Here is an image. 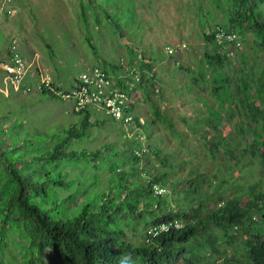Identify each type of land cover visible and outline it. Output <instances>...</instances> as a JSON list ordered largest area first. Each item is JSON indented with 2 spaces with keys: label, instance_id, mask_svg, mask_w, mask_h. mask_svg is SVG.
Returning <instances> with one entry per match:
<instances>
[{
  "label": "rangeland",
  "instance_id": "1",
  "mask_svg": "<svg viewBox=\"0 0 264 264\" xmlns=\"http://www.w3.org/2000/svg\"><path fill=\"white\" fill-rule=\"evenodd\" d=\"M259 4L264 18V2ZM83 6L87 11L85 16ZM231 6L230 0H0V125L7 127L5 138L12 143L7 147L2 144L0 150L14 157L16 168L24 164L23 172L27 175L40 174L37 169L42 164L50 167L49 175L62 178L67 184L59 189L51 186L50 198L68 196V206L76 212L88 200L95 203L107 190L112 166H124L122 155L131 156L132 151L141 150L143 145L147 150L141 167L151 161L152 173L157 169L170 170L169 165L160 163L155 146L176 165L170 170L169 180H181V184L175 189L168 187L170 198L176 197L177 191L194 179L201 183L204 196L196 200L197 204L204 200L208 207L214 208L217 201L212 198L215 197L213 192L222 193L226 199L241 195L245 203L250 184L258 180L259 187H264L259 157L247 154L245 161L250 160L256 168L240 161L241 171L234 172L237 179L232 178L228 167L222 163V152L217 151L218 154L212 156L200 137L206 131L207 136L215 140L225 139L229 148L236 145L241 148L261 135L260 123L252 118V113L247 116L245 112L248 103L259 104L258 94L256 90H246L243 83L237 84L241 81V71L249 69L243 55H247L246 61L256 70L264 68L259 62L261 50L253 42V34L243 32L242 53L230 57L232 68L210 67L204 55L214 46V42L206 40L204 32L210 33L218 24L228 27ZM7 10L11 12L8 14ZM238 30L242 32L241 28ZM13 37L19 39L32 71H42L63 88L72 87L75 78L87 66L97 65L112 73L114 65L130 64L135 58L140 62L141 52L148 61L156 58L150 71V75L156 77V84L150 85L144 73L143 87L138 85L135 91L141 103L135 105L134 113L144 119V127L136 122L124 125L105 110L90 107V119L98 124L89 126L85 135L68 140L64 150L78 153L100 150L101 154L94 157L98 162L83 153L63 156L56 161L32 160L52 149L70 127L80 125L87 113L75 112L70 100L49 93L15 90L12 83L5 80L1 65L7 59V43ZM178 42H182V50L176 47ZM170 45L174 52L169 54L166 48ZM139 62L135 63L136 67L148 73L149 69L139 66ZM217 69V72L212 71ZM219 69L222 72L217 75L220 85H216L221 88L215 93L210 87L203 89L207 75L217 74ZM200 73L207 76L206 79ZM227 75L234 77V81H224ZM134 136H139L143 145L134 142ZM210 147L215 150L214 146ZM216 185L219 186L214 190ZM198 194L192 191V198ZM183 202L187 204L189 200ZM253 219L255 226L262 225L258 217ZM142 229L141 226L140 231ZM142 231L138 234L131 231L128 237L142 242ZM215 236L220 249L230 256L246 235L238 229L234 246H230L224 242L222 231L212 226L200 230L199 240L205 243ZM197 250L204 252L202 245ZM12 253L18 260L23 259L19 251L12 249ZM207 253L211 257V251ZM212 256L218 260L214 253Z\"/></svg>",
  "mask_w": 264,
  "mask_h": 264
},
{
  "label": "trees",
  "instance_id": "2",
  "mask_svg": "<svg viewBox=\"0 0 264 264\" xmlns=\"http://www.w3.org/2000/svg\"><path fill=\"white\" fill-rule=\"evenodd\" d=\"M230 1L232 10L229 26L223 27L218 24L219 26L213 28L210 33L204 32L206 40L214 42L212 50L204 53L208 66L223 68L225 65L232 68L228 52H235L234 56L242 53L240 50L243 47V32L253 34V42L261 50L259 62L264 64V18L259 9V3L264 0ZM7 13L9 14V10ZM82 13L84 16L87 13L84 6ZM238 28H241L242 32H238ZM220 29L225 32L224 40L221 42L216 36ZM232 34H236L237 37L226 39L227 35ZM16 42L19 46V39L13 37L7 43V56ZM19 48L25 57L20 46ZM246 56L243 55V60L249 69L241 71V81L237 84L243 83L246 90L249 92L256 90L258 94L259 104L248 103L245 112L247 116H251L252 113V118L260 123L261 135L252 144L248 143L241 148H238L239 145L229 148L225 139L215 140L208 137L206 131L200 136L212 156L222 152L224 155L222 163L228 167V173L235 179L237 177L234 176V172L241 171L238 167L240 161L246 162L247 165L252 164L250 160L245 161L246 155L250 153L252 157H259L264 174V68L259 70L258 67L256 70L254 65L248 64ZM146 58L142 52L141 63L138 60L139 66L151 69L157 59L152 58L150 62H146ZM120 69L119 65L113 66L114 72ZM212 71L217 72L218 69ZM219 74H222L220 69L217 74L207 75L208 77L200 73L204 79L207 77L203 89L210 87L214 93L220 89L217 77ZM147 79L152 86L157 82L156 77L149 74ZM224 81L233 82L234 77L227 75ZM240 90L241 87L238 91ZM239 94L241 95V92ZM252 107H255L256 111ZM85 112L87 114L83 116L80 125L70 127L65 137L57 141L52 149L34 156L32 160L36 159L40 163L50 159L56 161L63 156H79L83 153L90 154L92 160L98 162V158L94 157H98V153L101 154L100 150L90 153L85 150L80 153L75 150H64L68 140L85 135L89 126L98 124L97 121L90 119L89 111ZM165 121L174 127L169 119L166 118ZM137 124L143 126L139 121ZM6 130L7 127L0 125V146L3 144L7 147L12 144L5 138ZM132 139L140 144L137 136ZM182 142L183 139L180 143ZM210 145L214 146L215 150H212ZM153 148L160 163L169 165L170 170H173L176 165L169 159L170 156L162 155V150L158 146ZM122 159L123 167L112 166L107 190L103 191L95 203L88 200L76 212L69 208L68 196L50 198L48 191L51 186L59 189L67 185L62 178L49 175L50 167L42 164L37 169L40 174L27 175L23 172L26 170L24 164L16 168L14 157L8 151L0 150V264H49L48 258L52 264H178L181 261V264H264V187L260 188L258 181L249 185L248 199L245 203L242 202L241 195L226 199L222 193L213 192L212 196L215 197L212 198L217 204L210 208L204 200L200 204L195 201L201 194L192 198V191L199 193L202 188L201 183L196 180L187 182L182 191H177L176 197L170 198V194L157 195L153 189L155 183L170 184V187L175 189L181 184V180H169L170 170L166 169H157L152 173L150 168L154 167V164L151 161L141 167L140 164H144L145 158L138 155L135 150L131 156L123 154ZM218 186L216 185L214 190ZM185 199H188L189 203L185 204L183 202ZM173 202L177 204L172 205ZM173 217H182L184 227L163 233L150 242L146 240L145 229L148 225ZM253 217H258L262 225L255 226L256 221ZM141 226L144 233L143 241L136 242L130 239L128 237L130 232L138 234L141 232ZM212 226L222 231L224 242L230 246L232 244L234 246L238 229H242L246 236L233 248V254L227 256V251L221 250L218 246L217 236L205 243L199 240L200 230H208ZM200 245L204 249L202 253L197 250ZM10 246L21 253L22 260L15 258ZM207 251H211V257ZM213 253L218 260L214 259Z\"/></svg>",
  "mask_w": 264,
  "mask_h": 264
},
{
  "label": "built area",
  "instance_id": "3",
  "mask_svg": "<svg viewBox=\"0 0 264 264\" xmlns=\"http://www.w3.org/2000/svg\"><path fill=\"white\" fill-rule=\"evenodd\" d=\"M11 12V10H9ZM222 31V32H221ZM224 30L220 29L216 36L223 41ZM236 34L227 35L226 39H235ZM172 51V49H169ZM35 60V58L33 59ZM2 69L6 81H10L15 90L23 92H31L35 89L39 91H49L61 98L74 101L75 110L80 111L89 106L103 109L105 112L126 123L134 119L131 112V98L124 85L118 81L129 75V72L115 75L98 66L88 67L80 73L75 85L71 89H62L55 85L47 74L40 72V79L37 84H33L29 80V75L32 64L21 53L20 48L16 43L12 46L11 53L8 58L2 62ZM130 83V87H132ZM157 187V186H156ZM183 223L179 219H172L160 224L151 226L148 229V234L156 236L163 231H168L171 228H180Z\"/></svg>",
  "mask_w": 264,
  "mask_h": 264
},
{
  "label": "clouds",
  "instance_id": "4",
  "mask_svg": "<svg viewBox=\"0 0 264 264\" xmlns=\"http://www.w3.org/2000/svg\"><path fill=\"white\" fill-rule=\"evenodd\" d=\"M215 30V29H214ZM211 31H212V29H211ZM177 44H179V45H177L176 47H178V48H180L181 49V44H182V42H178ZM230 47H228V49H229ZM169 49H172V51H170ZM183 49H186V48H183ZM166 50H167V52L170 54V53H173L174 52V49L172 48V46L170 45V46H167V48H166ZM182 50V49H181ZM141 54H142V52H141ZM235 54V52H233V51H230V52H228V55L230 56V57H232V55H234ZM235 57V56H234ZM7 58H8V56H7ZM25 58L29 61V59L25 56ZM138 60L137 59H135V60H133L130 64H120L119 66H121V69L120 70H118V72H112V74H115V75H119V74H121V73H126V72H129V75H127L126 76V78H124V82L122 81V80H119L118 82L121 84V85H124V83H125V81H128V84H126L125 85V87H126V89H127V91H128V94H129V96H130V98H131V108H130V110H131V112L133 113V116H134V119L131 121V122H129V123H126V122H124V121H122V120H118V119H116V118H114L115 120H117V121H119V122H121L122 124H124V125H129V124H131V123H133V122H136L135 124L136 125H138V126H140V127H144V126H142V125H140V124H137L138 123V121L140 122V123H142V124H145V121H144V119H142V117H140V116H138V117H136V115H135V113H134V109H135V105H137L138 103H141V101L140 100H138V99H136V97H135V91H136V89H137V86L138 85H140L141 86V88L143 87L142 86V81H141V78L142 77H144V73L146 74V75H150V71H151V69H149V72L148 73H146V72H144V71H141V70H139L138 69V67H136V65H135V63L137 62ZM145 61L147 62L148 60L147 59H145ZM151 60H149L148 62H150ZM155 64V63H154ZM153 64V65H154ZM93 66H97V65H93ZM93 66H87L86 68H88V67H93ZM99 67V66H98ZM153 67V66H152ZM151 67V68H152ZM85 68V69H86ZM101 68V67H100ZM84 69V70H85ZM103 69H105V70H107L106 68H103ZM117 69H118V67H117ZM144 69H145V67H144ZM84 70H82L81 72H83ZM108 71V70H107ZM40 72H42V71H40V70H37V71H35V72H33L32 71V69L30 70V74L31 75H29V80H30V82L31 83H33V84H37V82L39 81V79H40ZM110 72V71H109ZM3 73H4V71H3ZM43 73V72H42ZM111 73V72H110ZM80 75V74H79ZM79 75L75 78V80H74V83H73V86L75 85V83H76V81H77V79H78V77H79ZM154 77V76H153ZM51 79H52V77H50ZM52 81H53V83L55 84V85H57V86H59L60 88H62V89H71L72 87H70V88H63L61 85H59V84H57L53 79H52ZM130 83H132L133 85H132V87H130ZM139 87V86H138ZM23 92V91H22ZM31 92H40V93H49L50 95H52V96H55V97H59V96H57V95H55V94H53V93H51V92H49V91H39V90H37V89H35V90H33V91H31ZM26 93H30V92H26ZM61 98V97H60ZM64 99V98H63ZM67 100H70V99H67ZM71 102H73V104H74V101L73 100H70ZM90 107H92V106H89V107H87V108H85V109H83V110H80V111H77V110H75V105L73 106V108H74V110H75V112H77V113H81V112H85V111H89V108ZM100 110V109H99ZM107 114V113H106ZM112 117V116H111ZM135 137V136H134ZM133 138V137H132ZM137 138L139 139V141H140V144L141 145H143V143H142V141L140 140V137L139 136H137ZM253 142H254V140H253ZM252 142V143H253ZM252 143H249V144H252ZM147 150V148L145 147V145H143L142 146V149L141 150H139V149H135V152L138 154V155H142L143 156V154H145V151ZM258 181V180H257ZM256 182V181H255ZM259 182V181H258ZM157 186V187H156ZM168 187L170 188V186L169 185H165V184H159V183H155L154 185H153V189H154V192H155V194H157V195H165V194H169V193H167L168 192ZM172 188V187H171ZM199 194H203L202 193V190L199 192ZM201 195H200V197H201ZM196 201V200H195ZM172 219H179V220H181L182 221V223H183V226L182 227H180V228H171L170 230H168V231H163V232H161V233H159L158 235H156V236H151V235H149L148 234V229L151 227V226H154V225H157V224H160V223H162V222H166V221H169V220H172ZM184 225H185V222L180 218V217H173V218H170V219H166V220H162V221H159V222H155V223H152V224H150V225H148L147 227H146V229H145V236H146V240L148 241V242H150L154 237H157V236H159V235H161V234H163V233H166V232H169V231H171V230H177V229H181V228H183L184 227Z\"/></svg>",
  "mask_w": 264,
  "mask_h": 264
},
{
  "label": "crops",
  "instance_id": "5",
  "mask_svg": "<svg viewBox=\"0 0 264 264\" xmlns=\"http://www.w3.org/2000/svg\"><path fill=\"white\" fill-rule=\"evenodd\" d=\"M6 57H7V55H6Z\"/></svg>",
  "mask_w": 264,
  "mask_h": 264
},
{
  "label": "bare ground",
  "instance_id": "6",
  "mask_svg": "<svg viewBox=\"0 0 264 264\" xmlns=\"http://www.w3.org/2000/svg\"><path fill=\"white\" fill-rule=\"evenodd\" d=\"M217 41V40H216Z\"/></svg>",
  "mask_w": 264,
  "mask_h": 264
}]
</instances>
